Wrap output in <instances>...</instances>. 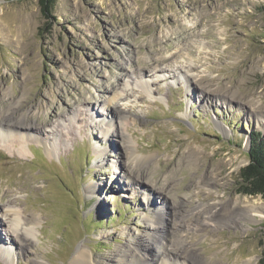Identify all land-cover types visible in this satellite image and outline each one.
<instances>
[{"label": "rangeland", "instance_id": "rangeland-1", "mask_svg": "<svg viewBox=\"0 0 264 264\" xmlns=\"http://www.w3.org/2000/svg\"><path fill=\"white\" fill-rule=\"evenodd\" d=\"M111 107L128 117L122 136L105 132ZM0 124L31 127L21 154L0 140V201L36 221L19 245L0 207V264H69L79 247L106 263L140 241L151 255L159 242L186 250L179 264H264V210L182 221L196 205L264 204L239 191L249 134L264 131V0H55L48 19L38 0H0ZM187 148L202 157L177 168ZM218 159H231L223 174ZM173 169L147 205L143 189Z\"/></svg>", "mask_w": 264, "mask_h": 264}, {"label": "bare ground", "instance_id": "bare-ground-1", "mask_svg": "<svg viewBox=\"0 0 264 264\" xmlns=\"http://www.w3.org/2000/svg\"><path fill=\"white\" fill-rule=\"evenodd\" d=\"M197 49V48H196ZM146 82H142V85L144 86ZM146 91H149L146 87H144ZM119 92L114 93L111 95V97L108 99L109 104H111V101L117 96L118 97ZM110 106V105H109ZM110 117L107 119V122H105L106 130L108 129H115L118 136L123 135V129L124 125L128 120V117L121 114L120 112L118 114H115L113 112L112 107L110 108L109 112H107ZM103 115V113H101ZM186 115V114H185ZM106 118L105 116L103 119ZM10 123V122H9ZM4 125L7 127L6 122H4ZM3 124H0V140H9L12 143H14L17 146H20V149H18L16 152L21 154V149L23 147V144H25L28 139H30V129L31 127H20L19 129H11L8 130L6 128H3ZM19 126H15V128H18ZM106 135V134H105ZM47 147L48 152L51 151L52 146L50 145V148L46 145L47 143H44ZM134 145V144H132ZM129 146L130 149L133 151V159L137 158H143L141 155L135 153L136 150L133 149V146ZM103 150L98 151L97 158H101ZM11 154V153H10ZM202 155H200V152H197L194 148H187L186 151H182L177 156V168L180 167V165H188L191 167H194L198 160H200ZM227 163L231 162V159L226 160ZM224 160L218 159L215 164V170L218 171V174H223L222 166H226L224 163L226 162ZM170 172V171H169ZM168 172V173H169ZM175 170L173 169L171 174L166 175L163 179L164 183L160 185L159 188L154 189H143L144 194L147 195L146 202L147 205H152L155 201V197L158 194V197H160L163 193L159 190H163L164 188H167L170 186L171 178L174 174ZM215 172H211L210 174H207L205 177L202 178V181L204 183L205 187L210 186L211 184L217 185L219 176ZM218 175V176H217ZM172 184V183H171ZM169 185V186H168ZM148 185H145V188H148ZM164 199V197H163ZM0 207H1V213L2 217L5 218L4 222L7 224L6 227V235L13 232L18 239L19 245H25L28 243H31L35 236V231L33 229V226L36 224L35 219H32L33 221L27 220L22 217L20 211L13 208L12 205L8 202L0 201ZM237 203L240 204L239 207L237 206ZM250 203V202H248ZM242 200H233L229 204L220 205L219 208L216 207L214 202L203 204V205H196L194 208H192L191 212L183 215L182 221L184 224L189 227L190 229H196L201 230L202 226H205L206 224H213V225H224V224H230V223H236L238 220L242 218H247L250 221H256V216L260 215L264 210V204L259 205L255 202L249 204V205H242ZM245 204V203H244ZM176 205V204H175ZM174 205V206H175ZM173 206V207H174ZM158 210H162V205L157 204L156 207ZM175 212V210H174ZM162 221L160 219L156 220V215L154 216V219L150 218V227L151 229H154V231L157 233L156 230L159 229V224H161ZM201 226V227H200ZM198 228V229H197ZM155 234V233H154ZM162 239V238H161ZM148 240V239H147ZM141 242V241H140ZM138 242L137 245L134 244L133 246L131 244H128L125 249H119L117 253H115L111 260H109L106 263H102L99 259H95L91 253V251L88 248L85 247H79L75 254L73 255L71 261L69 264H151L153 260H156L157 264H179L180 260L179 257H184L182 260L186 262L188 258V254L185 251L177 252L173 251L172 255L169 253L170 250H168L163 243L159 242L157 243V252L158 255H151L146 251L150 248V244L148 243H140ZM147 247V249H146ZM173 249V248H172ZM161 251V252H160ZM0 252L1 254L7 259L10 260L11 256V250L2 248L0 246ZM185 254V256L180 255ZM158 256V257H157ZM174 256V257H171ZM187 256V258H185ZM190 259V258H189ZM182 261V262H183ZM35 264H41L39 262H35Z\"/></svg>", "mask_w": 264, "mask_h": 264}, {"label": "trees", "instance_id": "trees-1", "mask_svg": "<svg viewBox=\"0 0 264 264\" xmlns=\"http://www.w3.org/2000/svg\"><path fill=\"white\" fill-rule=\"evenodd\" d=\"M54 2L55 0H38L44 18H51ZM249 136V159L248 163L240 168L239 191L248 195H260L264 199V131L253 130Z\"/></svg>", "mask_w": 264, "mask_h": 264}]
</instances>
